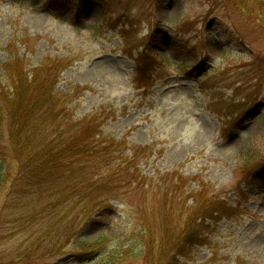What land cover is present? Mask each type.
<instances>
[{
    "label": "rangeland",
    "instance_id": "rangeland-1",
    "mask_svg": "<svg viewBox=\"0 0 264 264\" xmlns=\"http://www.w3.org/2000/svg\"><path fill=\"white\" fill-rule=\"evenodd\" d=\"M246 1L253 13L231 0H0V91L21 68L57 74L73 118L99 113L142 177L78 235L101 251L23 259L34 238L4 223L0 264H148L139 210L154 222L162 198L185 212L225 201L178 264H264V0Z\"/></svg>",
    "mask_w": 264,
    "mask_h": 264
},
{
    "label": "trees",
    "instance_id": "trees-1",
    "mask_svg": "<svg viewBox=\"0 0 264 264\" xmlns=\"http://www.w3.org/2000/svg\"><path fill=\"white\" fill-rule=\"evenodd\" d=\"M232 2L253 13L248 1ZM140 62L142 66L145 58ZM57 76L47 73L40 78L35 70L29 76L21 68L9 73L10 88L0 91V143L5 141L8 150L0 159V191L8 171L17 168L3 206L8 216L1 213L0 229L11 223L10 232L34 238L22 251L23 259L53 255L71 243L88 257L101 251L100 239L87 241L78 235L95 213L121 202L142 178L130 165L134 153L123 159L119 154L126 149L121 147L125 141L106 139L99 113L73 118L68 95L56 90ZM161 200L154 222L139 210L144 213L141 243L147 246L148 264H178L176 257L188 246L202 244L204 224L223 212L225 201L212 199L202 211L189 206L185 212L182 201L172 207L166 198ZM108 256L111 263L113 256Z\"/></svg>",
    "mask_w": 264,
    "mask_h": 264
}]
</instances>
